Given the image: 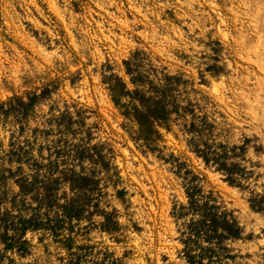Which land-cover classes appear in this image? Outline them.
Listing matches in <instances>:
<instances>
[{"label": "rangeland", "instance_id": "1", "mask_svg": "<svg viewBox=\"0 0 264 264\" xmlns=\"http://www.w3.org/2000/svg\"><path fill=\"white\" fill-rule=\"evenodd\" d=\"M188 184L264 264V0H0V264H190Z\"/></svg>", "mask_w": 264, "mask_h": 264}, {"label": "trees", "instance_id": "2", "mask_svg": "<svg viewBox=\"0 0 264 264\" xmlns=\"http://www.w3.org/2000/svg\"><path fill=\"white\" fill-rule=\"evenodd\" d=\"M158 108V104L152 102L144 108H137L133 115L139 123L148 122L153 118L157 120L164 110V107ZM80 150L82 153L87 148L83 145ZM204 159L207 161L206 157ZM72 180L80 188L87 189L95 183L94 177L84 172H77ZM189 184L185 189L187 202L181 204V211L176 213L179 217H186L179 228L182 251L190 264H215L219 256H228L224 240L238 237L240 227L234 218L227 216L226 212L220 209L211 192L205 193L197 185ZM69 258V263L78 264L74 261L75 256ZM204 258H207L206 262Z\"/></svg>", "mask_w": 264, "mask_h": 264}]
</instances>
